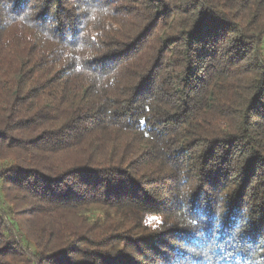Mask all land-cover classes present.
<instances>
[{"label": "trees", "instance_id": "16d2710c", "mask_svg": "<svg viewBox=\"0 0 264 264\" xmlns=\"http://www.w3.org/2000/svg\"><path fill=\"white\" fill-rule=\"evenodd\" d=\"M0 264H264V0H0Z\"/></svg>", "mask_w": 264, "mask_h": 264}]
</instances>
